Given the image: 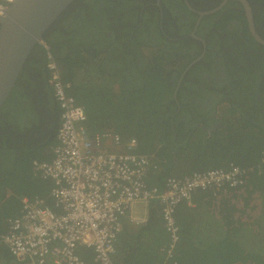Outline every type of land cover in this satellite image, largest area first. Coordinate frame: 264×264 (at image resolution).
Segmentation results:
<instances>
[{
  "label": "trees",
  "instance_id": "obj_1",
  "mask_svg": "<svg viewBox=\"0 0 264 264\" xmlns=\"http://www.w3.org/2000/svg\"><path fill=\"white\" fill-rule=\"evenodd\" d=\"M125 2L76 0L43 34L44 44L62 67L65 83L72 82L87 62L99 68L103 58L108 56L107 47L101 49L105 44L104 37L98 33V21L103 20L113 37L122 39ZM235 2L231 0L222 8L225 10L221 14L223 23L230 16L246 21L244 9ZM232 5L238 9L227 10ZM139 47L143 51L142 44ZM120 51L122 48L118 53ZM144 52L149 63L142 70L136 67L142 73L143 82L127 86L122 80L117 81L114 84L117 91H108L103 98L93 97L92 92H70L86 103L91 119L97 123L98 127L90 128L91 132L109 129L125 139L137 138L139 147L135 153L149 160L144 180L151 188L164 189L172 178L239 166L244 170L242 185L248 186L249 197L239 201L241 185L236 189L226 187L194 192L189 200L175 205V225L179 228L177 241L166 228L158 203L152 202L144 208L143 203L135 202L121 217L116 263L264 264V233L260 229L263 224L256 225V218L264 216L260 211L264 193L261 183L264 180V129L251 127L241 116L240 97H236L235 83L230 81L216 95L221 102L217 112L220 109L223 112L224 107L227 111L220 127L208 131L209 126L195 116L196 105L183 98L179 102L189 104L184 111L188 117L193 115L188 125L197 127L187 133V144L165 143L162 141L165 129L173 132L180 124L175 118L179 124L174 128L170 124L174 118L163 117L178 111L172 97L176 88L172 73L177 71V66L170 64L174 58L162 48H146ZM161 60L167 62L161 64ZM47 64L46 49L43 44H37L0 108V264H15L2 238L9 221L20 214L23 200L46 198L53 188V182L34 168L35 162L53 159L60 124V111L49 84ZM97 66L90 70H96ZM130 68L133 66L124 69ZM102 72L107 74L103 67ZM75 83L84 86L87 82ZM73 88L79 89L74 85ZM159 114L164 125L159 123ZM118 116L124 122L114 124ZM168 150L171 152L166 155ZM144 210L147 217L134 223L132 216L138 217ZM78 253L84 260L94 262L92 253L86 249Z\"/></svg>",
  "mask_w": 264,
  "mask_h": 264
},
{
  "label": "built area",
  "instance_id": "obj_2",
  "mask_svg": "<svg viewBox=\"0 0 264 264\" xmlns=\"http://www.w3.org/2000/svg\"><path fill=\"white\" fill-rule=\"evenodd\" d=\"M10 2L0 0V16ZM42 44L48 60L49 83L60 109V124L53 159L35 162L34 168L53 182L50 197L56 206L43 198L23 200L20 214L9 221L2 238L15 264H117L121 217L128 206L135 202L158 203L165 226L177 241L176 204L189 200L197 191L243 186L244 170L232 166L169 179L164 189L149 187L144 180L148 158L132 154L137 141L125 143L128 158L124 159L109 151L110 145L120 144L118 135L90 134L86 129V106L70 95L71 86L75 81L83 82L85 74L80 70L71 83H65L62 67L48 46ZM76 215L80 221L75 219ZM80 249L90 250L94 262L81 258Z\"/></svg>",
  "mask_w": 264,
  "mask_h": 264
},
{
  "label": "flooded vegetation",
  "instance_id": "obj_3",
  "mask_svg": "<svg viewBox=\"0 0 264 264\" xmlns=\"http://www.w3.org/2000/svg\"><path fill=\"white\" fill-rule=\"evenodd\" d=\"M229 1L126 0L122 39L119 41L113 37L103 20L97 22L98 33L104 37L105 45L101 49L107 47L108 56L103 58L99 68L97 66L98 70H90L94 64L87 62L83 65L80 70L85 74L86 87H72L70 92H90L91 88L100 84L109 91H117L114 84L121 80L127 86L137 85L143 82V77L136 67L142 70L149 63L144 49L162 48L166 54L173 56L170 64L177 66V71L172 73V81L176 82L172 97L178 107L176 114L163 117L168 120L172 116L174 119L170 124L174 128L179 124L175 118L180 122L173 132L165 129L162 141L185 145L187 133L197 127L188 125L187 121L192 120L193 115L188 117L184 111L189 104L182 105L179 101L183 98L196 105L195 116L210 127L208 131L220 127L226 116H219L217 112L221 102L216 95L230 81L235 83L236 97H240L241 116L251 127L264 129V0H250V22L245 13L246 21L230 16L223 23L221 14L225 10L222 8ZM234 1L242 6L237 0ZM236 9L234 5L227 8L230 11ZM140 44L143 46L142 52ZM121 48L122 51L118 53ZM126 66L133 68L126 70ZM102 67L107 74L102 72ZM103 75L107 77L102 79ZM109 80L111 86L104 83ZM86 109L90 115L87 105ZM226 113L224 107L223 115ZM159 123L164 125L160 114ZM170 152L166 151V155ZM247 189L248 186H243L239 201L248 199Z\"/></svg>",
  "mask_w": 264,
  "mask_h": 264
},
{
  "label": "water",
  "instance_id": "obj_4",
  "mask_svg": "<svg viewBox=\"0 0 264 264\" xmlns=\"http://www.w3.org/2000/svg\"><path fill=\"white\" fill-rule=\"evenodd\" d=\"M76 0H14L0 17V108L9 97L32 49ZM242 4L249 22L250 5Z\"/></svg>",
  "mask_w": 264,
  "mask_h": 264
},
{
  "label": "rangeland",
  "instance_id": "obj_5",
  "mask_svg": "<svg viewBox=\"0 0 264 264\" xmlns=\"http://www.w3.org/2000/svg\"><path fill=\"white\" fill-rule=\"evenodd\" d=\"M148 52H150V53H152V51H148ZM162 63H165V60H161V64ZM170 72V71H169ZM78 75H84V74H78ZM105 79H107V78H105ZM110 79V78H109ZM106 85H108V86H111L112 85V82L109 80V81H107V82H104ZM74 86L75 87H79V88H84V87H86V85L83 87L81 84H76V83H74ZM160 87H158V89H159ZM108 89H106V88H104L101 84L100 85H98L97 87H93V88H91L90 89V92H92V94H93V97H97V98H103V95L104 94H106V93H108ZM96 94V95H95ZM95 102H96V100H94ZM126 101H128V99H126ZM101 108V107H100ZM102 109V108H101ZM103 114L105 113V112H102ZM218 114H219V116H223V112L221 111V109L219 110V112H218ZM94 118H95V116H94ZM116 121H113V123L114 124H120V123H123L124 122V119L122 118V117H120V116H118V117H116V119H115ZM86 126L88 127V128H92V127H98V125H97V123L95 122V121H93V119H91L90 118V115H88V121L86 122ZM106 130H109V129H106ZM105 131V130H104ZM258 182V181H257ZM262 183V185L264 186V180L261 182ZM261 199H260V204H261V206H260V211H261V213L262 214H264V199H263V197H264V193H263V196L261 195ZM144 208H146V206L144 205ZM145 210H144V212L140 215V216H138V218L139 219H141V218H145ZM133 217V216H132ZM260 219V220H259ZM264 216L263 217H259V218H257V222H256V225L257 224H263V225H260V229H261V231L264 233ZM133 221V220H132ZM258 226V225H257ZM10 264V263H9Z\"/></svg>",
  "mask_w": 264,
  "mask_h": 264
},
{
  "label": "bare ground",
  "instance_id": "obj_6",
  "mask_svg": "<svg viewBox=\"0 0 264 264\" xmlns=\"http://www.w3.org/2000/svg\"><path fill=\"white\" fill-rule=\"evenodd\" d=\"M14 0H12V2H13ZM12 2H10V4L12 3ZM9 4V5H10ZM8 10V9H7ZM7 10L4 12V14L2 15V16H0V17H3L5 14H6V12H7ZM71 95V94H70ZM71 96H73V95H71ZM78 102H80L75 96H73ZM88 127L86 126V129H87ZM99 135H104V136H107V135H109V134H116V135H118L119 137H120V144L118 145V146H113V147H118L119 149H120V155L122 156V158H124V159H127L128 158V154L124 151V150H122L121 148L122 147H124V145H125V142L123 141V139H122V137H121V135H119V134H117V133H115L113 130H111V131H103V132H100V133H98ZM135 152H136V150H132V154H135ZM50 193H51V191L49 192V194H48V196L46 197V198H43L44 200H46V202L47 203H49V204H51V205H53V206H56V202H54V201H52V198L50 197ZM131 206V205H130ZM130 206H128V208L130 207ZM127 214V210L125 211V213H124V215H126ZM123 215V216H124ZM75 217V219H77V220H79L80 221V217L78 216V215H76V216H74ZM142 221V220H141ZM134 222V221H133ZM121 227H122V222H121Z\"/></svg>",
  "mask_w": 264,
  "mask_h": 264
},
{
  "label": "clouds",
  "instance_id": "obj_7",
  "mask_svg": "<svg viewBox=\"0 0 264 264\" xmlns=\"http://www.w3.org/2000/svg\"><path fill=\"white\" fill-rule=\"evenodd\" d=\"M8 8H9V5H8ZM146 49V48H145ZM71 83V82H70ZM50 84V83H49ZM73 87V85L71 86V88ZM53 94H54V92H53ZM54 99H55V97H54ZM56 101V100H55ZM81 102V101H80ZM81 103H83L85 106H86V104L84 103V102H81ZM87 113H88V111H87ZM88 130H89V132H90V134H97V133H94V132H91V130H90V128H88ZM122 137V136H121ZM122 139H123V141L126 143V142H128V141H130V140H132V139H135L136 141H137V148L139 147V142H138V140H137V138H127V139H125V138H123L122 137ZM136 148V149H137ZM122 150H124L125 152H127V150H126V147H125V145H124V147H122L121 148ZM109 151H111V152H113V153H116V154H120V149L118 148V147H113V145H110V150ZM138 155V154H137ZM150 166V165H149ZM149 168V167H148ZM212 170H215V169H212ZM225 170H227V169H225ZM207 171H210V170H207ZM206 172V171H205ZM200 173H202V172H200ZM224 188H226V187H224ZM219 189H223V188H213V189H210V190H219ZM204 191H208V190H204ZM198 192H200V191H198ZM132 220L134 221V223H138L139 221L138 220H140L137 216H133L132 217ZM87 251H89L90 252V250H88V249H86ZM90 253H92V252H90ZM93 255V254H92ZM81 257V256H80ZM82 258V257H81Z\"/></svg>",
  "mask_w": 264,
  "mask_h": 264
},
{
  "label": "crops",
  "instance_id": "obj_8",
  "mask_svg": "<svg viewBox=\"0 0 264 264\" xmlns=\"http://www.w3.org/2000/svg\"><path fill=\"white\" fill-rule=\"evenodd\" d=\"M105 131H108V130H105ZM145 218L147 217V212H145ZM144 218H141L140 220H143Z\"/></svg>",
  "mask_w": 264,
  "mask_h": 264
}]
</instances>
